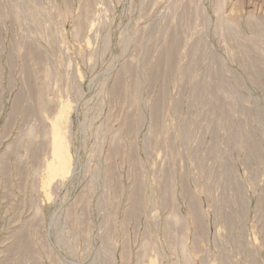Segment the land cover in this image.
I'll return each mask as SVG.
<instances>
[{"label":"rangeland","instance_id":"obj_1","mask_svg":"<svg viewBox=\"0 0 264 264\" xmlns=\"http://www.w3.org/2000/svg\"><path fill=\"white\" fill-rule=\"evenodd\" d=\"M0 264H264V0H0Z\"/></svg>","mask_w":264,"mask_h":264}]
</instances>
